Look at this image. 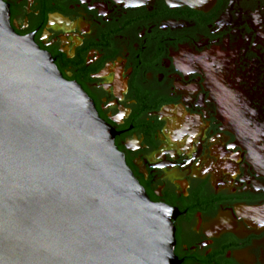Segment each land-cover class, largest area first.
Wrapping results in <instances>:
<instances>
[{
    "label": "flooded vegetation",
    "instance_id": "1",
    "mask_svg": "<svg viewBox=\"0 0 264 264\" xmlns=\"http://www.w3.org/2000/svg\"><path fill=\"white\" fill-rule=\"evenodd\" d=\"M2 1L169 210L175 264H264V0Z\"/></svg>",
    "mask_w": 264,
    "mask_h": 264
},
{
    "label": "water",
    "instance_id": "2",
    "mask_svg": "<svg viewBox=\"0 0 264 264\" xmlns=\"http://www.w3.org/2000/svg\"><path fill=\"white\" fill-rule=\"evenodd\" d=\"M173 244L169 210L0 0V264H175Z\"/></svg>",
    "mask_w": 264,
    "mask_h": 264
},
{
    "label": "rangeland",
    "instance_id": "3",
    "mask_svg": "<svg viewBox=\"0 0 264 264\" xmlns=\"http://www.w3.org/2000/svg\"><path fill=\"white\" fill-rule=\"evenodd\" d=\"M235 42H236V44H239V42H242V44H243L242 47L243 46H246V48L248 47L247 44L244 45V42L239 37L238 38L236 36L233 37L232 44H234ZM242 52L244 53V50ZM236 76L233 75L232 78L230 77V81H231V84L233 86L237 85V83L239 82V81H237ZM239 76L241 77L240 80L242 83L240 86H241V88L242 87L244 88V71ZM256 79H257L256 81H258L260 84L257 85V89H256V91H254V93L255 92L257 93V91H258V94L263 93L264 92V71L263 70H260V72L257 73ZM262 116H264V115H262Z\"/></svg>",
    "mask_w": 264,
    "mask_h": 264
}]
</instances>
